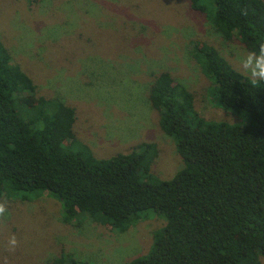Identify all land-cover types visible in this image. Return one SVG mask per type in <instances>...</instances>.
Segmentation results:
<instances>
[{
    "label": "trees",
    "instance_id": "obj_1",
    "mask_svg": "<svg viewBox=\"0 0 264 264\" xmlns=\"http://www.w3.org/2000/svg\"><path fill=\"white\" fill-rule=\"evenodd\" d=\"M225 40L249 52L264 44L263 0H189ZM191 58L209 81L207 95L243 121L201 118L194 96L168 72L154 76L148 99L183 168L156 179V145L97 159L73 133L75 111L36 96L31 78L0 43V201L46 193L62 221L79 216L125 231L152 210L165 226L149 254L129 264H262L264 258V81L253 86L211 45L191 42ZM26 199V198H23ZM77 221V220H76ZM50 264H85L62 251Z\"/></svg>",
    "mask_w": 264,
    "mask_h": 264
},
{
    "label": "rangeland",
    "instance_id": "obj_2",
    "mask_svg": "<svg viewBox=\"0 0 264 264\" xmlns=\"http://www.w3.org/2000/svg\"><path fill=\"white\" fill-rule=\"evenodd\" d=\"M192 41L213 46L251 79L243 67L251 52L217 34L189 0H0V43L31 78L36 96L74 109L73 133L97 159L155 144L150 172L159 180L171 179L183 162L149 102L154 76L168 72L191 92L201 118L243 122L208 97L209 81L190 55ZM251 68L259 71L255 62ZM0 203L7 209L0 217V264H50L62 251L85 264H129L150 253L153 235L166 223L148 210L123 232L82 215L67 224L60 202L39 192Z\"/></svg>",
    "mask_w": 264,
    "mask_h": 264
},
{
    "label": "clouds",
    "instance_id": "obj_3",
    "mask_svg": "<svg viewBox=\"0 0 264 264\" xmlns=\"http://www.w3.org/2000/svg\"><path fill=\"white\" fill-rule=\"evenodd\" d=\"M252 62H255L256 68L259 69V71L251 68ZM243 67L246 70H250V83L253 86L258 85L261 81H264V44L260 45L258 52H251L247 55L246 60L243 62ZM6 211L7 209L5 204L0 203V217H4ZM9 243L14 248L17 245L16 238L13 236Z\"/></svg>",
    "mask_w": 264,
    "mask_h": 264
}]
</instances>
